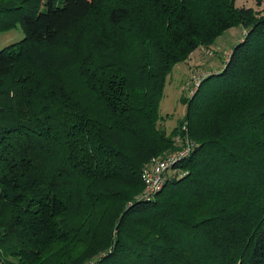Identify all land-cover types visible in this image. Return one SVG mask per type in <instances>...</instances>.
Returning <instances> with one entry per match:
<instances>
[{
  "label": "trees",
  "instance_id": "obj_1",
  "mask_svg": "<svg viewBox=\"0 0 264 264\" xmlns=\"http://www.w3.org/2000/svg\"><path fill=\"white\" fill-rule=\"evenodd\" d=\"M18 25L0 49V264H264V14L234 0H0V34ZM235 26L244 36L187 104L197 146L125 206L168 142L165 78ZM71 57L81 98L57 76Z\"/></svg>",
  "mask_w": 264,
  "mask_h": 264
},
{
  "label": "rangeland",
  "instance_id": "obj_2",
  "mask_svg": "<svg viewBox=\"0 0 264 264\" xmlns=\"http://www.w3.org/2000/svg\"><path fill=\"white\" fill-rule=\"evenodd\" d=\"M234 2L236 7H248L264 14V0H234ZM187 7L197 16H201V6L196 7L195 5H188ZM244 33L245 32L239 26L231 27L217 36L209 47L198 48L190 54L185 61H181L174 65L170 74L165 78L162 96L157 103V122L155 125L159 133L168 140V142L164 144V148L159 151V155L156 158H165L172 152L174 153L186 149L183 143L188 141L190 137L188 135V123L184 121V118L187 112L188 101L196 89L198 79L206 73L216 72L222 69L224 64L228 61L233 46L242 39ZM131 36L135 38L132 39L133 41L139 42L138 34H133ZM22 38L23 33L19 25L12 31L1 33L0 49L8 46V44L19 42ZM132 48L135 51L132 50L127 58H129L128 60H132L131 64H135V60L138 58V52L134 45H132ZM81 49L85 50L84 48ZM43 60L46 61L45 59ZM44 63L47 64L48 62ZM57 66H60L58 68L59 71L56 68L57 76L61 78L62 82L68 84V90L74 95H80L83 90L81 92L77 91L80 89L81 85L73 84L74 82L81 83L80 75L77 72L78 68L74 65L73 58L71 57V59L69 58L60 65L57 64ZM135 78H137V75ZM144 78H147V75L141 76L140 80H138L141 81ZM182 175H184V173H182ZM169 187L170 185L168 188ZM135 197L136 194H130L127 197V201L124 202V205H129V203L135 200ZM106 219L107 220L103 221L100 226L98 231L99 236L108 234L110 222L109 218Z\"/></svg>",
  "mask_w": 264,
  "mask_h": 264
},
{
  "label": "built area",
  "instance_id": "obj_3",
  "mask_svg": "<svg viewBox=\"0 0 264 264\" xmlns=\"http://www.w3.org/2000/svg\"><path fill=\"white\" fill-rule=\"evenodd\" d=\"M197 86L198 83L196 84V87ZM183 144L184 147L186 146V149L174 153L172 152L165 158H153L143 167L140 175L143 183V190L136 196V199H151V197L162 187L167 172L172 169L174 165H177L179 161L189 156L195 146H197L195 142L190 140V138H188V141H185Z\"/></svg>",
  "mask_w": 264,
  "mask_h": 264
}]
</instances>
